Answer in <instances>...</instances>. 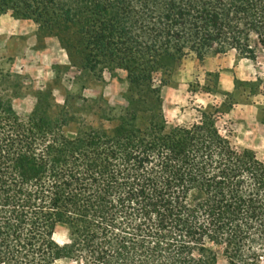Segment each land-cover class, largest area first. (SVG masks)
Masks as SVG:
<instances>
[{
    "label": "trees",
    "instance_id": "16d2710c",
    "mask_svg": "<svg viewBox=\"0 0 264 264\" xmlns=\"http://www.w3.org/2000/svg\"><path fill=\"white\" fill-rule=\"evenodd\" d=\"M9 10L58 34L73 65L121 67L130 86L129 107L105 116L114 128L73 135L0 93V264H260L264 160L222 132L217 107L170 125L155 74L190 54L256 61L264 0H0Z\"/></svg>",
    "mask_w": 264,
    "mask_h": 264
},
{
    "label": "rangeland",
    "instance_id": "374dc122",
    "mask_svg": "<svg viewBox=\"0 0 264 264\" xmlns=\"http://www.w3.org/2000/svg\"><path fill=\"white\" fill-rule=\"evenodd\" d=\"M5 14L12 18L4 19ZM155 80L170 125L189 126L200 119L201 110L217 107L222 132L264 160V52L256 61L235 51L204 60L190 54L168 74L160 70ZM129 86L125 69L73 65L58 34L11 10L0 12V93L12 98L19 114L30 115L39 104L40 112L69 135L83 125L112 129L117 121L105 116L129 107ZM54 238L69 243V225L59 223ZM54 264L79 263L61 259ZM220 264L227 262L221 258Z\"/></svg>",
    "mask_w": 264,
    "mask_h": 264
},
{
    "label": "crops",
    "instance_id": "0c3cea01",
    "mask_svg": "<svg viewBox=\"0 0 264 264\" xmlns=\"http://www.w3.org/2000/svg\"><path fill=\"white\" fill-rule=\"evenodd\" d=\"M5 15H7V16H5ZM5 15H4V17H5L4 19H6V20H8V18L10 19L11 16H9V14H5ZM11 18H12V17H11ZM13 19H14V18H13ZM13 21H18V23H19V22H23V21H25V20H19V19L16 20V19H14ZM27 23H30V21H28ZM32 25H33V24H32ZM33 27H34V26H33Z\"/></svg>",
    "mask_w": 264,
    "mask_h": 264
}]
</instances>
